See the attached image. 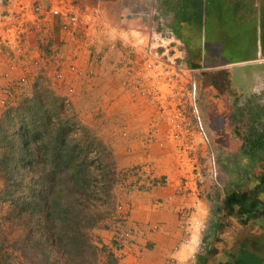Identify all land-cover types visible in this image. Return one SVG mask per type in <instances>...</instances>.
I'll return each mask as SVG.
<instances>
[{"label": "crops", "instance_id": "0c3cea01", "mask_svg": "<svg viewBox=\"0 0 264 264\" xmlns=\"http://www.w3.org/2000/svg\"><path fill=\"white\" fill-rule=\"evenodd\" d=\"M19 1V5L24 4L29 10L27 16L31 20L29 6L36 0ZM37 1L43 11L35 16V19L40 17L39 21L36 20L37 28H33L32 22L27 27L23 39L25 48L23 56L12 57L6 47L1 50L2 45L0 46V116L4 110L3 102L8 98L19 100L30 95H41V90L45 88L49 90L46 89L44 95L61 98L66 95L67 88H72L76 95L72 99L75 112H80L79 116L83 117V122L88 125L89 130L92 132L95 130L102 139L110 151L119 178L112 190L116 206L108 217L92 230L97 246L102 247L103 256L100 258L102 264H208V261H203L210 257L198 250L199 230L204 226L203 223H206L205 209L202 211L203 203L200 196L203 197L204 194L201 193L205 187V176L201 173L200 166L201 158H204L200 151L203 141L198 138L200 133L190 111L184 109L181 112L182 117L177 120L179 127L174 130L178 135L176 139L170 137L173 128L168 122L169 119L157 117L151 102L153 97L138 93L131 97L130 84L128 87L124 86V62L122 61V67L117 68L123 52L118 48L102 47L99 61L93 66L95 74L93 78H89L87 76L89 61L97 43L91 39L86 44L67 37L60 29L58 17L48 14L41 17L44 11L51 8L50 6L54 9L59 0ZM70 1L77 7L96 8L100 11L97 26L101 33L97 37L112 34L124 38L136 29L144 32L148 27L157 32L168 31L178 41L180 53L185 55V65L188 67L197 65L203 70L207 69L205 72H214L218 81L221 79L223 84L225 82L229 84L236 94L243 95L259 81V71L262 67L260 61L264 60L259 38V13L264 10V6L259 12L257 5H253L254 9L249 5L240 7V1H232L231 5L224 9L223 0ZM19 5H11L10 11L18 12L21 9ZM6 13L5 3L0 0V21L4 19ZM83 19L87 21L90 17L84 16ZM226 19L230 22L226 23ZM229 23L238 28L244 25L245 28L253 29L255 40L253 44L251 43V58L223 61L221 54L228 53L226 48L231 45L226 41L225 30H228V26L223 28ZM206 34L219 37L213 38L211 45H202ZM0 44H3L2 40ZM211 46L213 47L210 48ZM62 59L66 61L63 62ZM34 61H37L39 66L34 67L30 64ZM67 61H71L78 68V73H71L67 69ZM211 61L213 64L209 65ZM196 62L198 64H195ZM254 64L260 68L251 71L247 77L244 76L247 78L246 88L234 85L232 69ZM10 67L12 68L9 69ZM24 68L32 73L26 95H15L16 92L14 95H4L2 87L6 85V81L2 78L3 73L10 70L12 77L16 79L21 76ZM55 71L63 74L62 80L54 77ZM34 73L35 76L32 78ZM40 76H48L44 78V86L34 81L35 77L38 79ZM139 77L145 79V73L136 72L132 83L134 84V79ZM205 77L210 81L206 89L215 94L218 91L217 82L211 81L213 78L211 75ZM200 79L201 83L205 80L203 75ZM248 87L251 88L247 89ZM211 96L216 102L220 101L218 98L220 95ZM97 102L103 112L101 116L105 125H101L95 119L97 113H91L89 104H93L94 107ZM203 115L206 116L204 113ZM152 120H155L156 124L152 123L150 126ZM183 122L190 124L188 132L184 130ZM204 123L208 125L206 117ZM219 130L209 129L210 132ZM177 147L184 150L198 148V160L195 158L196 155L194 159L186 160L187 155H184V151L179 155L180 160L175 154L174 148ZM190 166L196 170L194 176L190 173ZM182 207L194 212L188 220L189 230L193 235V241L191 240L188 245L183 244L184 234L179 224L178 213ZM126 232L131 233L130 239L121 240L119 235ZM206 249L208 250V247Z\"/></svg>", "mask_w": 264, "mask_h": 264}, {"label": "rangeland", "instance_id": "374dc122", "mask_svg": "<svg viewBox=\"0 0 264 264\" xmlns=\"http://www.w3.org/2000/svg\"><path fill=\"white\" fill-rule=\"evenodd\" d=\"M232 1H240V7H246V5L253 7V5H257L259 12L264 6V0H223L224 9L231 5ZM252 9H254V7ZM257 13L256 11V15ZM259 14V17H261V13ZM225 21L226 23L230 22L228 19ZM227 26L228 30H225L227 35L226 41L231 45L226 48L229 54L227 52L221 54L223 61L227 62L251 58V43L253 44L255 40L253 29L251 27L245 28L244 25L238 28L230 23L226 24L223 28ZM222 35L225 36V33ZM119 37L121 36H118V38ZM217 37L216 35L209 36L206 34L202 41V45H211V40ZM1 38L3 37L0 36V39ZM1 45L2 50L5 46L3 44H0V46ZM230 46H232V48H230ZM212 47L213 46L210 48ZM179 51L181 52L178 47L175 56H181V58H178L177 61L184 63L186 60L185 55L184 53L179 55ZM220 53H222V51ZM172 54L173 52H170L169 56ZM62 60L63 62L66 61L65 59ZM177 61L176 64L178 63ZM195 64L198 63L196 62ZM212 64L213 61L209 63V65ZM260 65L262 67L259 71V81L254 83L252 88L248 87L247 89L251 88V90H247L243 95L236 94L234 90L231 89V86L226 84V82L223 84L221 79L218 81L214 72H205L207 69L203 70L197 65L190 67L185 65V68H187L186 70H188L184 73L185 76L181 77L180 75L174 77L173 85L176 91L183 87V102H187L189 98L187 94L191 90V85H189L188 82L195 83V100L199 112V119L207 136V142H202L201 145H203V147L200 149L201 153L204 155V158H201L202 160L200 162L201 173L205 176V187L202 190L203 193H201L204 195L203 197L202 195L200 196L203 203L202 211L205 209L204 220H206V223H203L204 226H201L203 232H199L200 249L198 250H201L200 253H207L208 257H210V259L207 260L208 264L211 262V264H214L213 262L216 263V260L220 259V256L221 259H227L228 257L230 259L232 258L231 264H264L263 234L254 237H246V234H243L244 237H242L240 233L245 232V230L248 231L247 234L250 233L253 229V224L247 222V224H245L246 226H244L240 222L241 219L238 218L239 214L237 210H227L223 205L225 193L231 191H244L249 194L254 191V195L257 196L258 199L264 201L263 191H261L258 186V181L262 173H264V152L259 153L258 161L251 166V164H249L250 162L242 155L240 150L245 133L249 130L251 125L264 123V60L260 61ZM242 66L243 67H234L231 77L234 78V85L238 87L241 85V88H246L247 78H244V76L247 77V74H250L251 71L257 70L260 67L256 64ZM202 75L205 78L203 83L200 81ZM208 75L213 77L211 81L217 82L216 88L218 91H216L215 94L220 95V97H218L220 101L218 102L211 96L215 94L206 89L210 84V81L205 77ZM46 77L48 78V76H40L38 79L35 77L34 81L36 84L41 83V86H44L43 82ZM46 89L48 88L41 90V95H30L28 98L26 97L19 100L11 97V99L8 98V100H4V110L0 116V124L7 114L9 115L10 124L4 128L5 130L7 127L10 129L11 124L17 127L20 120L26 121L28 123L27 127L30 132L29 138H31L32 144L31 147H26L28 155L26 159V157H24L25 153H23V150L19 147V142L15 140L16 142L12 144L15 150L9 151L11 152L9 157L11 162L10 170L14 169L13 176L11 174L8 176L7 182H4L0 174V192L3 190L4 185L7 187V194L0 199V264H43L39 251L35 253V251L24 245L26 229L23 226L19 227L16 226L17 224L15 223L6 221L9 213L7 201H9L8 195L12 192H16L18 195L22 196L25 195L28 189H32L31 186L36 177H34L33 172H28L31 171L32 168L28 167L27 163L37 157L35 154L37 148L39 150L38 156L49 160L42 147L54 143V139H56L59 130L66 128L67 134L64 138L62 137V140L64 139V142L69 145H77L78 152L80 153L78 155V160H80L78 163L85 160L87 179H89L88 181L91 188L89 194L97 198L93 199L90 197L91 201H89V203L91 204L93 212L97 211L96 213L102 216L97 226L108 217L110 211L116 206L115 196L112 190L119 178L113 166L110 151L105 147L102 139L96 134L95 130L93 132L89 130L88 125L83 122V117L79 116L80 112H75L72 99L76 95H64L61 98L60 96L47 95L46 93V95H44L43 93L47 91ZM129 89L131 90V88ZM129 94L131 95V93ZM90 104L91 113H97L95 119L101 125H105L102 122L103 116L101 115L103 112L98 107L100 106L98 102L94 107L93 104ZM92 107L94 111H92ZM156 108L157 117L166 119L167 117L162 116ZM184 109L190 111V106L185 104ZM20 110L21 113L19 114ZM203 113L206 116H204ZM204 117L207 119V126L204 123ZM215 118L217 121H215ZM192 119L195 123L193 116ZM152 123L156 124V121L152 120L150 126ZM210 128H219L220 130L210 132ZM14 131V129H10L7 135L10 137L13 136ZM29 132L27 133L28 136ZM149 135L152 134L149 133ZM33 136L35 138H33ZM198 138L202 137L199 136ZM174 149L178 157L182 154L181 152L184 151V155H187L186 160L194 159L193 157L195 155V158L198 160V148H193L191 150L186 148L184 150L183 148L180 149L177 147ZM2 155L3 149L0 148V157ZM179 158L181 160V157ZM19 161L22 162L19 163ZM197 163L198 161L196 165ZM195 172L196 170L190 166V173L192 176H194ZM243 222L246 221L244 220ZM216 226H221V228L215 230ZM93 229L89 231V235L92 245L97 249L95 264H102L100 259L103 256L102 247L97 246L92 231ZM232 240L235 241V249H233V251H231L232 248L230 247L232 245ZM207 243L209 244L207 245ZM208 246H210V249L206 252V247ZM218 253H221V255Z\"/></svg>", "mask_w": 264, "mask_h": 264}, {"label": "trees", "instance_id": "16d2710c", "mask_svg": "<svg viewBox=\"0 0 264 264\" xmlns=\"http://www.w3.org/2000/svg\"><path fill=\"white\" fill-rule=\"evenodd\" d=\"M259 22L261 55L264 58V10L261 12ZM9 124L7 114L0 124V148L3 149V155L0 157V174L4 182H7L8 176L11 174L13 176L14 173V169L10 170L9 158L11 154L9 151L15 150L12 144L16 142L15 140L19 142L26 159L28 156L26 147H31L32 144L26 121L20 120L17 127L11 124L10 129L15 130L13 136L16 137L7 135L10 129L4 128ZM66 134V128L59 130L54 143L42 147L49 160L39 157V150L36 149L37 157L33 159L34 162L31 160L27 163V166L32 168L28 172H33L36 177L32 189H28L22 196L16 192L8 195L9 213L6 221L26 229L24 245L35 253L39 251L43 264H95L97 249L90 241L89 231L97 226L102 216L96 213L97 211L93 212L89 203L90 197L97 198L89 194L91 188L87 179L85 160L78 163L80 153L77 145H69L62 140ZM240 150L251 166L258 161L259 153L264 152V123L251 125L245 133ZM258 182L264 194V173ZM6 194L7 187L4 185L0 199ZM223 205L227 210L236 209L238 218L244 226L247 222L253 224L250 233L247 234L246 230L240 233L242 237L243 234H246V237L262 234L264 236V201L258 199L254 191L250 194L244 191L227 192ZM244 220L246 222H243ZM220 228L221 226H216L215 230ZM234 242L232 240L231 251L235 249ZM209 248L210 246L206 252ZM205 261L207 262V259L203 262ZM216 261L214 264H231L232 258L221 259L220 256Z\"/></svg>", "mask_w": 264, "mask_h": 264}, {"label": "built area", "instance_id": "2783aa9c", "mask_svg": "<svg viewBox=\"0 0 264 264\" xmlns=\"http://www.w3.org/2000/svg\"><path fill=\"white\" fill-rule=\"evenodd\" d=\"M6 6L7 13L4 19L0 21V32L2 43L8 49V52L12 57L23 56L25 51L23 39L27 31V27L32 22L33 28H37V21L35 16L41 14L43 9L36 0L35 3H31L29 9L31 11L30 18L27 16L28 9L24 4H18L19 0H3ZM11 5H19L21 8L18 12H11ZM51 8L48 11H44L45 14L50 16L58 17L60 29L67 37L75 38L76 40L88 44L92 39L97 45L94 48V54L89 61V70L87 76L93 78L94 76V65L99 61L102 53V47L118 48L123 52V57L117 63V68L123 66L124 62V86H131V97L135 96V93L140 95L152 96V105L157 109L162 116L169 119V124L173 128V132L169 134L170 137L176 139L177 133L174 132L179 127L177 120L182 117V111L184 105L190 106V113L194 117L195 124L198 128L200 136L202 137L203 143L207 142V136L203 130L202 123L199 119V112L196 105L195 95L196 86L194 82H188L191 85V90L188 92V101H182L183 87L176 91L173 81L174 77H184V73L187 72L185 63L177 61L178 56H175V52L178 49V41L168 31L157 32L152 27H148L146 31L141 32L140 29H136L132 34H128L126 38L115 37V35L98 36L101 33L100 28L97 26V19L100 18V11L96 8L80 7L75 6L70 0H59L57 6ZM84 16L90 17L87 21L83 19ZM33 20V21H32ZM97 29V30H96ZM95 44V43H94ZM170 52H173L169 56ZM181 54L180 51L178 52ZM178 62L176 64V61ZM130 60V62H129ZM123 61V62H122ZM32 66L37 67L39 63L37 61L30 63ZM29 64V65H30ZM67 69L71 73H78V68L71 63L66 62ZM182 67V68H181ZM10 67L9 69H11ZM139 72L145 73V79L142 77L135 78L134 84L132 78ZM150 74H146L149 73ZM32 73H29V69L24 68L23 73L19 78H13L10 70L3 73V79L6 81V85L2 87L4 95H26V90L29 88V78ZM55 78L61 80L63 74L59 71H55ZM175 75V76H173ZM35 76L33 74L32 78ZM145 80V81H144ZM66 95H74L72 88H67ZM4 104V102H3ZM172 111V113H170ZM184 130L189 131L190 124L183 122ZM118 208H121L118 206ZM191 209L182 207L179 211V224L184 234V245H188L189 242L193 241V235L189 230L188 220L192 216ZM203 232L202 228L199 230ZM131 236L130 232H126L119 235L121 240H129Z\"/></svg>", "mask_w": 264, "mask_h": 264}]
</instances>
